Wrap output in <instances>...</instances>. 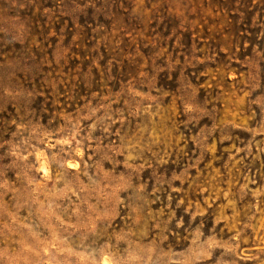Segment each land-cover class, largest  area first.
<instances>
[{
	"label": "rangeland",
	"instance_id": "374dc122",
	"mask_svg": "<svg viewBox=\"0 0 264 264\" xmlns=\"http://www.w3.org/2000/svg\"><path fill=\"white\" fill-rule=\"evenodd\" d=\"M0 264H264V0H0Z\"/></svg>",
	"mask_w": 264,
	"mask_h": 264
}]
</instances>
